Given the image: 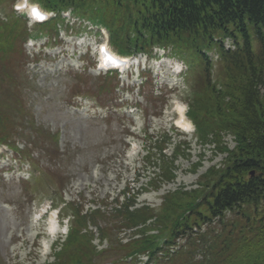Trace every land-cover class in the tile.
Returning <instances> with one entry per match:
<instances>
[{
    "label": "trees",
    "instance_id": "trees-1",
    "mask_svg": "<svg viewBox=\"0 0 264 264\" xmlns=\"http://www.w3.org/2000/svg\"><path fill=\"white\" fill-rule=\"evenodd\" d=\"M37 1L48 11L59 14L70 9L103 25L113 49L121 55L150 54L153 47H171L181 58L195 53L203 66V79L189 101V117L200 143L215 144L227 154L221 167L210 168L201 176L198 188L165 195L157 211L145 207L131 210L132 198L112 213L99 208L83 214L82 207H72L69 236L56 253L55 264L91 262L109 253H123L116 264H136L137 254L150 251L154 259L161 240L167 246L179 236H186L185 247L166 262L155 259V264H264V0ZM13 2L0 0V7ZM96 5L100 7L94 9ZM91 10L100 13L95 20L87 15ZM56 24L52 21L39 29L56 37ZM250 29L257 41L254 50ZM27 36L26 24L14 14L7 21L0 20V82L5 83L0 98V143L39 166L32 148L43 133L33 121H27L29 112L14 77L16 66L23 67L28 61L23 47ZM225 38L233 40L235 50L224 48ZM204 50L218 55V83H211ZM100 79L110 82L100 92L107 91L111 98L117 87L115 77ZM223 133L234 138V149L223 143ZM19 135L34 139V144L28 142L31 148H20L15 141ZM50 138L58 144V133ZM164 143L162 140L158 146L160 150ZM163 179H174L169 165ZM108 217L118 223L103 227L102 239L109 241L114 228L137 226H141L136 230L141 237L125 244L110 239L108 250L96 252L88 224ZM151 230L157 233L148 234Z\"/></svg>",
    "mask_w": 264,
    "mask_h": 264
},
{
    "label": "rangeland",
    "instance_id": "rangeland-1",
    "mask_svg": "<svg viewBox=\"0 0 264 264\" xmlns=\"http://www.w3.org/2000/svg\"><path fill=\"white\" fill-rule=\"evenodd\" d=\"M98 7L96 5L94 9ZM6 12V9L2 10V15ZM99 14L92 10L87 13L92 20ZM67 24H75L71 25L72 32L62 31L59 42L53 44L34 32L33 36L38 40L24 45L28 61L14 70L16 90L29 112L27 121H33L43 133L42 137L35 139L37 144L32 148V154L47 172L44 171L32 183L36 189L30 187L25 190L22 182L31 177V169L14 161L12 153L2 148L7 155L0 158V264H51L52 247L47 253L51 240L43 235L47 219L39 224L35 221L40 205L47 206L49 200H53L59 206V194L76 208L83 207L84 211L99 207L103 212L112 213L120 205L114 200L128 190L130 194L140 193L138 205L147 204L158 209L164 194L181 187L187 190L194 188L199 175L211 165L219 166L224 158V155L215 153L212 145L195 144L193 133L183 135L177 132L172 127V116L168 114L172 111L173 101L186 104L203 79L200 58L195 53L183 58L189 70L186 76L178 78L170 73L165 58L146 59L144 62L145 57L142 56L140 69L145 73L148 70L152 72L151 86L138 88L143 79L138 77L135 68L132 75L117 80L118 90L110 98L107 91L100 92L110 86V82L100 79L104 75H99L93 67L92 49L85 55L86 48L94 43V35L87 29L76 34L75 30L82 29L77 20H69ZM28 25L31 28L32 25ZM249 35L256 49L253 29L249 30ZM190 70L194 72L193 79ZM176 78L180 88L170 89ZM4 89L5 83L0 82V98ZM77 96L80 97L76 99ZM164 99L167 102L163 107ZM133 107L137 109L133 110ZM161 109H167L165 115ZM25 128L30 131L28 124ZM57 133L59 140L54 145L50 136ZM161 135L169 138L163 154L173 163L176 179L151 190L147 189L149 182L161 170L151 163L150 156L144 157L145 147L153 152L155 162L161 161L163 156L159 155L157 148ZM15 141L20 148L24 145L31 148L28 142L33 143L34 139L19 135L15 136ZM130 141L141 147V151L132 157L129 156ZM225 141L231 146L228 138ZM183 142L184 148L179 145ZM177 150L179 155L175 153ZM198 160H202L201 167L194 171L193 164ZM32 197H35L34 202H31ZM64 222L67 223V219ZM115 223L118 221L111 217L97 220L93 223L97 227L91 223L90 229L94 232L92 242L99 248L108 249L111 240L122 243L131 240L133 231L114 228L108 243H99L100 230ZM43 241L47 247L42 246ZM121 258L123 253H109L86 263L116 264L114 262Z\"/></svg>",
    "mask_w": 264,
    "mask_h": 264
},
{
    "label": "bare ground",
    "instance_id": "bare-ground-1",
    "mask_svg": "<svg viewBox=\"0 0 264 264\" xmlns=\"http://www.w3.org/2000/svg\"><path fill=\"white\" fill-rule=\"evenodd\" d=\"M182 109H183L182 106H180L179 104H176L175 110L180 115V118L177 120V124L181 125V127L187 128V130H189L190 124L187 123V122H181V119L183 117ZM49 229H50L51 233H53V230H54V222H53V219L50 220Z\"/></svg>",
    "mask_w": 264,
    "mask_h": 264
}]
</instances>
